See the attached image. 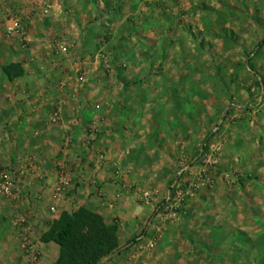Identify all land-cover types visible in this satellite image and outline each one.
<instances>
[{
    "label": "rangeland",
    "instance_id": "obj_1",
    "mask_svg": "<svg viewBox=\"0 0 264 264\" xmlns=\"http://www.w3.org/2000/svg\"><path fill=\"white\" fill-rule=\"evenodd\" d=\"M110 6L92 15L76 0H0V264L9 251L6 264H28L29 242L34 264H54L58 248L40 236L61 206L78 208L77 195L99 199L110 180L146 211L131 234L113 220L120 250L100 264H264V0ZM15 19L20 29L8 33ZM13 63L23 73L9 80L2 68ZM45 81L68 102L52 105L53 130L63 118L88 116L81 140L47 144L68 151L65 160L37 155L31 146H43L42 135L2 110L18 93L35 99L24 88ZM140 114L148 125L124 123ZM117 116L123 121L111 122ZM96 117L99 125L89 120ZM125 125L147 126L143 140L121 132L127 140L140 133V148L96 151L105 129ZM92 150L86 165L95 170H85L81 153Z\"/></svg>",
    "mask_w": 264,
    "mask_h": 264
},
{
    "label": "crops",
    "instance_id": "obj_2",
    "mask_svg": "<svg viewBox=\"0 0 264 264\" xmlns=\"http://www.w3.org/2000/svg\"><path fill=\"white\" fill-rule=\"evenodd\" d=\"M116 1L117 0H76L77 3L82 4L84 6L83 10L84 8L87 11L90 10L92 12V15H94V11L95 13H97L99 10L103 9V7H106L105 9H108L109 6L114 5ZM120 3H123V2H120ZM6 86L9 87L8 85ZM90 87L91 88H87V89H89V91L92 92L93 87L92 86ZM13 88H16V87L14 85H11L10 90H12ZM63 90L64 89H61L60 91L58 87L54 88L53 83L51 84L48 81H45L43 83H36L33 86L28 85L27 88H24V91H30L31 92L30 94H32L35 99H32L31 101H29L30 99L28 100L25 99L27 97L26 95H21L18 93L17 95H15V97H13L11 102H4L2 104L3 111H5L4 108L5 109L7 108L10 110V112H7L6 119L10 118V120L13 123H17V124L18 122L28 123V127L31 129L34 128L36 135H40V136L42 135L41 137L44 139L43 146L38 144V145H35V147L31 146V148L35 150L37 155L45 154L51 157V159L53 160L55 157H59L62 155H63L62 160H65V157H67V154L69 152L64 151L62 154L61 150H57L58 149L57 147H50L47 149L46 146L47 144H51V139L52 138L54 139L55 137L63 139L65 136V137H69L70 140L71 139L81 140L87 134L86 130H84L85 127L83 125L85 124L88 125L89 123L87 119H85L88 117L86 115L84 117L81 116L78 119L77 117H74V118L68 117L66 119L63 118L62 125H60V127L56 130H53L55 129V127L49 126L48 121H49V115H50V110H51L52 105L56 106L57 104H62V102L66 104L68 103L67 101H65V98H63V95H64L62 93ZM13 91H15V89H13ZM56 91H58L59 93L57 92L58 94L55 98L52 93ZM83 94H84V91H83ZM83 103H82V108L85 105L86 106L88 105L87 102H83ZM60 107L63 108V105H60ZM22 109L26 111L23 114H21ZM74 109H75L74 106H72V110ZM137 117L138 118H136L135 116H125L124 123H133V121L136 120L135 121L136 124L138 123L141 124L142 121L143 122L146 121L148 125V121L146 120L143 114H140ZM100 118H103V117L101 116ZM100 118L96 117L93 119L91 118L89 120L93 122L92 124L99 125L101 122L99 121ZM137 119H139L138 122H137ZM107 121L108 122L110 121L109 116L107 117ZM118 121L119 122L123 121V118L119 116H117V118L111 117V122L115 123ZM73 123H76L75 128L72 127ZM35 124H41L40 128H37V127L35 128ZM43 126H45L47 130ZM98 127L96 128L97 130H98ZM146 127L144 126V131H141L140 129L142 128V126L140 125H136V127L125 125L122 128H119V129L117 128L116 130L113 129L112 126L111 127L109 126V128L105 129L106 137L104 139H106V141L101 143L100 140L98 139L97 141L98 144L95 149L96 151H100V152L107 151L109 152V154L113 153V155H115L114 148H117L118 146H122V145L125 146L124 148L126 149L127 152H129L131 148L132 149L137 148V147L140 148L141 147L140 142L143 139H145L146 135L149 133ZM136 130L139 131L141 134L144 133V135L142 136V140H139L140 135H141L140 133H139L140 135L130 134V138L128 140L126 138L123 139V137L121 136L122 131H123L122 133L129 134V132H133ZM31 139H32L31 137H28V140H29L28 144L33 143ZM122 139L126 142H123ZM95 154H97V152H95ZM81 155L83 156V159H84L83 161L85 162L84 163L85 166H83L84 169L85 170L86 169L95 170L92 168V166L88 168L86 165L88 161L94 160V158L93 159L91 158L92 155L94 156V151L93 150L91 152L84 151L83 154L81 153ZM113 155H111L110 158H112ZM94 157L96 159V155ZM51 159H49L48 161L44 159L45 164L46 165L50 164V166L54 164L55 162H49ZM92 163L93 162H90L89 164L92 165ZM95 165L97 164L93 163V166ZM49 181L50 182H48V184L50 183L52 184L53 178H50ZM129 185H131V187H136L137 185H140V182L130 181ZM258 187H261V186L259 185ZM119 190L120 189L118 188V185L115 181L110 180L109 183L103 182L102 186L100 187V191L103 194L102 197H100L99 199L95 198L94 196H90L89 198H86L87 196H85V198H82L81 196L77 195L76 198L78 199L77 200L78 202L76 204V207L86 206V207L93 209L94 211H97L104 217L106 223H111L113 220H116L120 222V224L122 225V228L120 227L119 232H121L122 234H127V233L131 234L133 230L136 229L137 223L140 221L141 217H144L146 206L137 200V194H133L132 192H129V191L128 192L122 191L120 193L118 192ZM40 195H41L40 192L37 193L38 197H40ZM43 196L44 195H41V197ZM50 197H51V194H50ZM61 207H62L61 210L62 209L68 210V208H66L65 206H61ZM36 212L39 214L38 210H36ZM8 256L12 257V254H10V251L8 252ZM9 257L4 258L3 263L6 264L7 263L6 260Z\"/></svg>",
    "mask_w": 264,
    "mask_h": 264
},
{
    "label": "trees",
    "instance_id": "obj_3",
    "mask_svg": "<svg viewBox=\"0 0 264 264\" xmlns=\"http://www.w3.org/2000/svg\"><path fill=\"white\" fill-rule=\"evenodd\" d=\"M2 70L9 80L23 73L18 63L9 64ZM117 232L114 221L106 223L101 214L79 206L72 211H60L40 240L57 246L54 264H100L102 259L120 250ZM134 242L133 238L128 246Z\"/></svg>",
    "mask_w": 264,
    "mask_h": 264
},
{
    "label": "built area",
    "instance_id": "obj_4",
    "mask_svg": "<svg viewBox=\"0 0 264 264\" xmlns=\"http://www.w3.org/2000/svg\"><path fill=\"white\" fill-rule=\"evenodd\" d=\"M6 29H7L8 33H13L17 29H20L19 20H16V19L12 20L11 23L9 25H7ZM66 184H67V181L63 177L59 178V184H58V187L56 188V191L58 194H60L61 191H63ZM166 195H167L166 201H169L171 198V195H169V191L167 192ZM26 253L28 256V260H27L28 264H34V262L36 261L37 256H38V252H37L35 245L32 242H29L27 244Z\"/></svg>",
    "mask_w": 264,
    "mask_h": 264
}]
</instances>
